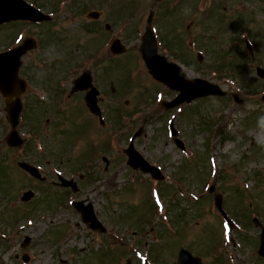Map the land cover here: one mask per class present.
<instances>
[{
  "label": "rangeland",
  "instance_id": "rangeland-1",
  "mask_svg": "<svg viewBox=\"0 0 264 264\" xmlns=\"http://www.w3.org/2000/svg\"><path fill=\"white\" fill-rule=\"evenodd\" d=\"M56 1L58 0H38L43 4V10H47L49 6L55 8ZM94 1V4L89 5V0H76L75 9L85 4L82 14L76 10L77 13L74 12L75 15L69 17L66 16V10L61 11L57 19L47 25L49 30L44 33L51 37L47 45L50 54H45L46 48L41 52H28L23 57L21 69L22 76L27 75L37 85L46 86L51 81L50 76L44 77L48 75L44 70L50 55L61 56L68 62L58 77L65 76L64 72L66 74L69 66L81 57L83 58L79 61L82 63L84 60L90 63L92 58H100L99 63L92 66V70L97 82L105 90V99L99 100V104L105 109L109 126L95 129V116L85 108L82 93L78 94L77 105L65 110L67 118L62 114L52 118L51 131H61L57 132V137L52 138L51 133L47 138L45 135L41 136L46 142L44 146L48 158L58 168H46L50 177L54 178L58 173L74 177L78 182L79 192L71 194L70 190H63L59 185L50 189L33 186L25 173L17 168L15 156H20L24 150V160H28L29 156L46 154L29 153L35 139L27 147L23 145L20 149L7 144L1 147L10 124L6 118L7 103L0 95V170L5 180L0 185H8L4 188L5 191L0 190V264H25L22 260L24 252L33 256L27 264H64L65 260H68V264H104L101 262V254L93 252L101 248V241L85 235L87 227L82 223L78 211L70 204L72 199L84 198L94 204L104 224L118 235L112 246L125 242L123 245L129 248L127 243L130 241L135 247V252L123 258L121 264H125L128 257L133 262L142 264L140 256L144 253L143 243L146 238H154L155 229L160 228L162 223L175 225L180 230V234L169 245L176 243L175 245L181 244L199 250L200 243L197 241L204 239L202 244H208V250L213 247L212 244H218L222 230L227 255L232 256L236 264H264L254 255L258 245L255 237L257 232L248 220L249 214H252L258 215L264 222V101L261 100L264 78L256 73V66L264 67V0H193L197 2L193 5L187 0H166L163 4L156 0ZM168 2L170 6L176 7L183 4L184 9L180 8L171 16L162 18L160 11ZM214 2L218 3L219 8H211L212 16L204 17L202 11ZM137 3L138 9H131ZM158 5H164L160 11ZM90 8L99 9L100 16L97 19L87 15ZM109 8L111 9L108 10ZM201 8L204 10H200ZM150 9H154L155 33L159 36L163 31L168 35L172 50L179 54L177 61L182 64L184 62V69L190 75L200 76L196 70L205 69L203 67H208L212 61L224 65L225 79L216 77L209 70H205L206 73L203 74V77L218 83L228 92L223 100L211 98L199 102L185 114H179L174 109L165 110L161 106V101L171 99L175 92L153 80L146 67L144 69L141 64L138 50ZM103 11L105 12L102 13ZM129 12H133L132 18H129ZM226 16L228 20H225ZM192 21L193 24L188 29L187 26ZM108 22L111 27L104 28ZM137 27L139 33L136 32ZM21 28L20 39L32 36L37 40L38 35H41V28L30 24H17L16 28L11 29L2 28L0 46L5 47V43L16 36ZM110 33L121 38L127 46L124 54L114 55L109 50L103 53L105 47L102 44ZM46 36L45 39H49ZM241 36L260 46L262 60L255 61L259 56L250 55L253 50L247 49L245 38L240 39ZM180 37L192 40L194 48L188 50L183 41L180 45ZM238 39L240 41L237 44L235 40ZM53 45L56 48L54 52H50ZM198 51L206 52L202 62L196 59ZM164 53L175 59L172 54ZM88 54L89 57H84ZM50 88L52 96L43 104L45 107L56 98L54 90ZM233 93H237L244 102L237 104L231 96ZM31 96L29 92L23 96L25 105H28L22 121V130L25 131H33L42 122V118L44 120L46 116H52L44 115L47 113L43 111L44 106L36 109L32 102L36 99ZM173 116L180 132L179 137L189 146L186 152L176 147L170 136L168 126ZM140 126L143 129L135 139V146L152 163L162 167L167 175L166 183L168 182L164 187L167 189L164 191L166 194L161 198L165 203V210L158 207L152 218L149 213V206L151 208L152 204L147 194L156 188L157 181L131 169L126 164L127 155L123 151L133 132ZM36 133L39 134V131ZM41 137L38 140L42 141ZM102 156H107L111 161L110 170H105ZM56 177L51 181H57ZM213 183L216 192L225 197V209L234 212H228L229 215L239 219L240 225L236 229L246 235L241 243L239 235L229 232L226 223L218 215L213 202L214 193L208 191ZM19 188H22L20 192ZM29 188L37 194L34 202H19L21 193ZM171 188L179 190L182 197H189L188 200L180 199L178 192L174 189L170 191ZM39 189L57 193L44 198L45 194L40 193ZM10 198L16 199L13 207H8ZM32 208L37 212L36 218L23 220L27 213H31ZM242 208L246 209L244 213ZM17 218L22 220H15ZM66 220L72 224H66ZM141 223L145 224L143 234L135 230ZM243 224L250 226L244 227ZM14 226H17L15 230L18 233H14ZM183 230L186 232H182ZM75 233L84 235L65 243L53 241L59 235L63 238L64 235L72 236ZM25 235L32 237L31 247L28 245L26 249L20 246ZM94 235L103 238L98 233ZM231 237L241 249L240 254L233 250ZM139 240L142 243L138 244ZM72 250H77L78 255L70 252ZM203 258V264L211 262L210 255L202 256ZM217 260L221 259L213 258L214 263Z\"/></svg>",
  "mask_w": 264,
  "mask_h": 264
},
{
  "label": "water",
  "instance_id": "water-1",
  "mask_svg": "<svg viewBox=\"0 0 264 264\" xmlns=\"http://www.w3.org/2000/svg\"><path fill=\"white\" fill-rule=\"evenodd\" d=\"M97 15V13H92V16ZM49 18L50 17L48 15L44 14L39 9L24 0H0V23L15 19H28L32 22H42L44 20H48ZM142 40L143 42L140 50L153 76L166 83L170 88L180 91V94L173 101L165 102L167 107H175L183 101H190L193 98L206 94L224 95V92L218 85L211 84L198 78H189L187 74L182 71L181 67L175 63L168 62L166 57L159 55L157 53L158 49L156 39L150 26L147 28ZM35 46L36 43L34 39L26 38L19 46L13 48L12 50L0 53V91L8 99L6 109L8 113V120L12 124L13 129L7 136V142L12 146H19L23 142L16 131L18 115L22 107L20 94L26 89V82L18 75V71L22 63L21 57ZM113 50L118 53L124 51L125 47L121 45L119 40H116L113 44ZM88 73L89 72H85L76 80L75 90L87 89L91 86V77ZM258 73L261 76H264L263 69L258 68ZM97 94L98 91L95 88H92L88 91L86 96L87 105L90 110L96 114L100 113L97 105ZM13 97H15V99H13ZM235 97L237 98V96ZM141 132L142 128L134 134L129 147L125 149V153L129 156L128 164L135 169L140 168L144 172H150L154 178L163 179L164 176L160 169L146 161L134 147V139L139 136ZM172 134L174 136L177 135V131L173 127ZM176 142L181 148H184L181 140L176 139ZM20 166L25 168L35 177L41 178L37 168L27 163H20ZM60 179L64 185L72 186L75 190L77 189V185L73 180H66L62 177ZM213 189L214 186L211 187V190ZM31 196L32 192L28 191L24 194L22 199L28 200ZM216 205L224 217L232 225L231 220L228 219L225 211L222 209V197L219 194L216 195ZM74 206L82 213L83 221L88 223L90 228L99 229L100 231L106 230L102 223L97 219L91 203L85 206L83 201H76L74 202ZM254 222H257V220L254 219ZM262 229L261 247L259 252L264 255V227ZM184 260L186 261L185 258Z\"/></svg>",
  "mask_w": 264,
  "mask_h": 264
},
{
  "label": "flooded vegetation",
  "instance_id": "flooded-vegetation-1",
  "mask_svg": "<svg viewBox=\"0 0 264 264\" xmlns=\"http://www.w3.org/2000/svg\"><path fill=\"white\" fill-rule=\"evenodd\" d=\"M83 1V0H82ZM51 3V2H50ZM95 1L94 0H89V5L90 4H94ZM79 5V3H78ZM55 8H51V12L53 14H56L58 12H61V8H58L56 5H54ZM85 9V4H82L81 6L79 5V8L78 9H71L70 11H73V12H76V10L78 11V13L82 14L83 11ZM92 10H98L99 9H95V8H90ZM111 8H109L108 10H110ZM89 11V12H90ZM88 12V13H89ZM105 11H103L102 13H104ZM77 13V12H76ZM109 23V22H108ZM110 24V23H109ZM96 31V30H95ZM114 38V35L112 34H109L108 38L103 42V46L106 47L108 46V43ZM107 51H104L103 53H105ZM100 61V58H96L94 59V64H98ZM92 69V68H91ZM93 72V76H94V71L92 70ZM52 81V82H51ZM50 82H48V84L46 86H43L44 89L46 90L47 92V97L44 98L43 100L39 99L38 96L34 93H31L32 96L31 97H35V101L32 100L33 102V105H35L36 109L39 108L41 109L42 106H44V109L45 110H48V111H52V113L56 114L58 113V111L60 110V107H61V98H62V95L64 93V89L60 87V83H58L56 81V79H51ZM34 84L37 85L35 83V80H34ZM50 85V86H49ZM41 87V85H38ZM54 90V93H55V96L56 98H53V100L51 101V103L49 104L48 107H45L46 105H43L45 103L48 102V100L51 98L52 96V91H51V88ZM81 95L82 93H84V96H85V91H81L79 92ZM30 102V101H29ZM38 103V104H36ZM46 124L47 125H50V120L47 119L46 120ZM258 233L259 231L257 232L256 236L258 238ZM227 246L224 245V244H221V245H216V246H211L209 247V249L207 250V247L206 246H199L198 248H200L201 250H203V254H201V257L202 256H206V257H209L210 255V261L211 262H206L205 264H216V262L218 261L219 264H231V258L232 256H228L225 250ZM154 247H150L147 249V251H149V249H153ZM212 248V249H211ZM236 249H238L237 247H235ZM155 251H157V255H156V263L157 264H178V256H179V251H180V247L179 246H166V245H162V246H155ZM210 252H214L215 254H211ZM208 254V255H207ZM240 254V253H238ZM256 255V254H255ZM257 256V255H256ZM258 257V256H257ZM151 258V256L149 257ZM213 258L214 259H221V260H217L215 263L213 262ZM260 258V260H262V262H264V258L263 257H258ZM213 262V263H212ZM204 263V258L202 259V264ZM236 264V263H235Z\"/></svg>",
  "mask_w": 264,
  "mask_h": 264
},
{
  "label": "trees",
  "instance_id": "trees-1",
  "mask_svg": "<svg viewBox=\"0 0 264 264\" xmlns=\"http://www.w3.org/2000/svg\"><path fill=\"white\" fill-rule=\"evenodd\" d=\"M167 37V38H166ZM163 41H164V47H168L170 50L172 49L171 47H169V39H168V36H165V37H163ZM173 42V41H172ZM178 42L180 43V45H181V41H179L178 40ZM168 45V46H167ZM174 55L176 56V57H178L179 56V54H177V53H174ZM213 67L215 68V69H217V71L218 72H220V73H222V70H223V68H225L224 67V65H220V64H215V65H213ZM1 189H3L4 190V188L3 187H1ZM242 212H245V211H242Z\"/></svg>",
  "mask_w": 264,
  "mask_h": 264
}]
</instances>
